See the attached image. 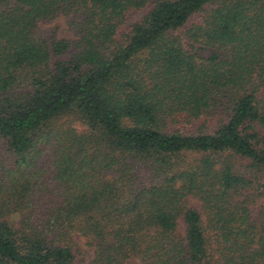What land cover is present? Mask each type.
<instances>
[{"label":"trees","instance_id":"1","mask_svg":"<svg viewBox=\"0 0 264 264\" xmlns=\"http://www.w3.org/2000/svg\"><path fill=\"white\" fill-rule=\"evenodd\" d=\"M0 264H264V0H0Z\"/></svg>","mask_w":264,"mask_h":264},{"label":"rangeland","instance_id":"2","mask_svg":"<svg viewBox=\"0 0 264 264\" xmlns=\"http://www.w3.org/2000/svg\"><path fill=\"white\" fill-rule=\"evenodd\" d=\"M41 27L44 30H52L55 29L57 31V34L61 38H72L73 34L69 30V27L67 25V20L64 17H60L52 22L43 23ZM197 205V202L194 203ZM181 230H183V226L181 227ZM78 241L82 246H84V241L80 237H77Z\"/></svg>","mask_w":264,"mask_h":264}]
</instances>
